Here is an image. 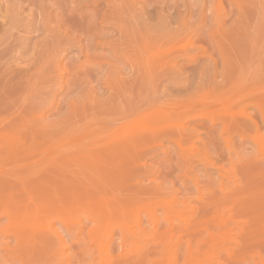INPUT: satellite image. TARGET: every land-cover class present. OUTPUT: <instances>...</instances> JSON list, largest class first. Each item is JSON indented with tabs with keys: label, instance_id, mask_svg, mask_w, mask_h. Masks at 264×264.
Returning <instances> with one entry per match:
<instances>
[{
	"label": "rangeland",
	"instance_id": "374dc122",
	"mask_svg": "<svg viewBox=\"0 0 264 264\" xmlns=\"http://www.w3.org/2000/svg\"><path fill=\"white\" fill-rule=\"evenodd\" d=\"M249 98L264 0H0V264H264V123L208 117Z\"/></svg>",
	"mask_w": 264,
	"mask_h": 264
},
{
	"label": "bare ground",
	"instance_id": "6f19581e",
	"mask_svg": "<svg viewBox=\"0 0 264 264\" xmlns=\"http://www.w3.org/2000/svg\"><path fill=\"white\" fill-rule=\"evenodd\" d=\"M221 3H223L222 1H221ZM223 6H224V4H223ZM220 35H222V33L220 34ZM192 42V41H191ZM184 47H185V49H191V43H190V40H187L186 41V43H185V45H184ZM200 58V55H196L195 56V58L193 59L194 61H196V60H198ZM239 90V89H238ZM244 93V91H242V92H240L238 95L236 94V95H234L235 97H240V96H242L241 94H243ZM256 106H259V101L256 99V98H249L248 100H246L245 102H242V104L241 105H239V107L235 110V111H230V112H224V113H219V114H217L216 116L213 114V115H210V116H208L209 117V119H211V120H216V119H218L219 121H221V122H223V123H226L227 124V120L226 119H229V118H232L233 117V114L235 113L236 114V117H238L239 119H241V120H244V126L246 125V124H248L247 126H250L249 124H251V126H254V127H256V126H258V124L260 123V124H262V123H264V114H263V117H262V119L261 120H256L255 119V117H249L248 119H247V117H245V115H246V111H247V109L248 108H250V107H256ZM228 114V116H226ZM196 117V116H195ZM187 119H189V117H186L185 119H183V120H179V121H177V122H174L173 124H172V127L174 128V129H176L178 132H179V135L180 136H182L181 134H183L184 135V131H185V124H186V122L188 121ZM246 121V122H245ZM188 124V123H187ZM246 127V126H245ZM259 127V126H258ZM260 136V135H259ZM260 138V137H259ZM261 140V139H260ZM262 141V140H261ZM259 142V149H260V152H261V154L262 155H264V147H263V145H262V142ZM196 143L193 141V140H191L190 142H189V144H187V146H184L183 145V148H182V151L183 152H190L191 154H196V152H194L193 150H195L196 148H198L196 145H195ZM264 144V143H263ZM227 145H231V141L229 140L228 141V144ZM74 146H76V145H73V144H70V145H66V146H63V147H60V148H55V149H49L48 151H49V155H48V157L47 158H45V159H43L41 162H44V161H47V160H50V159H56V157H58V156H61V155H59V154H61V153H65L69 148H72V147H74ZM199 149V148H198ZM197 150V149H196ZM47 151V152H48ZM199 150H197V152H198ZM18 154H16V152L14 151V152H11L10 153V155L8 156V157H0V185H5V182H9V183H12V179L14 178V177H16V176H14L16 173H20V170L22 169V168H24L26 165L24 164H17V165H15L16 166V168H18L19 169V171L18 170H13V169H4L3 167L6 165V164H4L5 163V160H7V159H10L11 161H13V162H18L19 160H17V158L19 157V156H17ZM203 155H205V154H203ZM20 158H22L23 159V156H20ZM203 161H204V163L208 166V165H212L213 167H215L214 166V164H216L215 162H212L213 161V159L212 160H210V158L207 156V155H205L204 156V158H203ZM202 162V161H201ZM22 163V162H21ZM3 164H4V166H3ZM204 164V165H205ZM217 165H219L220 167H222L220 164H218L217 163ZM7 166V165H6ZM6 168V167H5ZM218 170H219V174H220V176L222 177V178H224V177H228V175H227V173L226 172H224L221 168H218ZM14 173V174H13ZM13 176H12V175ZM11 177H13V178H11ZM10 178H11V180H10ZM227 183V182H226ZM174 217V216H173ZM166 219H167V222L169 223V225H170V230L171 229H173L174 228V226H175V222H174V219L175 218H172V214L170 215V214H168L167 213V217H166ZM205 219H207V218H202L200 221H199V223H201V222H204V220ZM223 221V220H222ZM158 222H159V218L157 219L156 218V216H155V218H154V223L157 225L158 224ZM140 223H141V219L140 218H136L135 220H134V224H133V226L134 227H136V225H140ZM199 223L197 224V226L199 225ZM133 226H132V228H133ZM137 226V227H138ZM188 227H189V225H188ZM49 228H53L52 227V225L51 226H49ZM66 238H65V236H63L60 232L58 233V235L56 236V242H57V246H58V248L61 250V254H62V256L63 255H65V254H67V253H65L66 252V250H65V248H64V246H67L66 244ZM107 245V244H106ZM58 262L61 260V259H56Z\"/></svg>",
	"mask_w": 264,
	"mask_h": 264
}]
</instances>
